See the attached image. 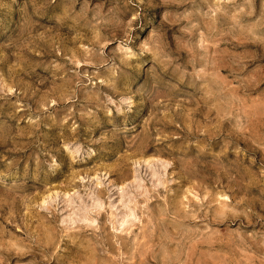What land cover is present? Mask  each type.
<instances>
[{
  "label": "rangeland",
  "instance_id": "374dc122",
  "mask_svg": "<svg viewBox=\"0 0 264 264\" xmlns=\"http://www.w3.org/2000/svg\"><path fill=\"white\" fill-rule=\"evenodd\" d=\"M0 264H264V0H0Z\"/></svg>",
  "mask_w": 264,
  "mask_h": 264
}]
</instances>
